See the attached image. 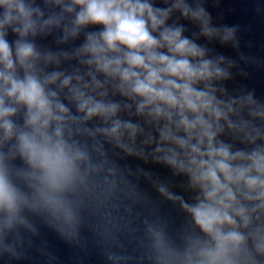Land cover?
Here are the masks:
<instances>
[{
    "label": "clouds",
    "instance_id": "clouds-1",
    "mask_svg": "<svg viewBox=\"0 0 264 264\" xmlns=\"http://www.w3.org/2000/svg\"><path fill=\"white\" fill-rule=\"evenodd\" d=\"M55 3L60 5L63 0H55ZM174 7L185 17L189 15L186 5ZM0 8L4 9L0 15V129L3 139L8 142L15 138V153L31 169L23 174L29 182L28 187L44 204L54 211H62L71 223L74 217L63 194L72 190L77 181L83 183L81 165H86L88 171H99V166L92 165L87 152L76 142L69 143L65 139L66 118L73 121L74 118L69 116V110L58 100L57 94L46 92L45 87L55 83L58 74H52L43 83L31 74L37 53L25 38L35 35L33 16L41 15L34 0H0ZM64 11L75 14L72 36L87 25L103 26L98 33L86 36L82 52L91 56L88 63L95 64L106 76L118 78L122 94L139 97L138 113L149 109V115L163 116L169 123L173 122L175 114L178 117L176 129L187 134L188 138L183 139L166 127L160 133L161 146L156 148L157 153H164L165 163L188 173L192 185L200 191L195 204L182 203V207L210 238L211 245L200 248L195 257L187 255L183 264H256L246 252V237L239 228H248L251 223L244 201H261L259 207L264 208V148L258 147L251 153H233L223 143L217 146L213 126H218L221 119L228 120L233 109L226 105L227 111L223 110V102L216 98L210 86L206 85V90L195 87L199 82L222 78L225 73L212 61L204 59L202 48L182 37L181 28L165 26L171 9L154 7L150 0H70ZM192 16L201 19L203 9L193 12ZM51 23V20L45 21V25ZM9 29L19 37L14 49L6 39ZM157 31L158 37L153 35ZM204 34L211 36L213 33L205 27ZM230 36L229 30L225 39ZM161 48H166L167 54L159 51ZM17 66L24 70L22 77L17 74ZM69 84L70 78H66L62 87ZM70 92L85 120L95 116L114 117L117 113L116 104L94 102L78 89H70ZM248 101L254 103L251 96ZM18 106L26 109V130L17 131L9 119L17 115ZM121 126L117 120L109 134L119 138ZM229 127L233 125L229 123ZM123 128L135 136L137 128L134 125L124 123ZM163 142L176 145L184 159H180L176 150L165 149ZM4 159L0 154V212L6 217L3 227L10 229L20 207L29 205V199L10 181ZM160 192L172 198L165 189L161 188ZM256 210L254 207L251 211ZM257 233L254 246L257 253L264 255V235H259V229ZM154 235L160 252L159 262L168 264L169 255L164 251L162 235Z\"/></svg>",
    "mask_w": 264,
    "mask_h": 264
}]
</instances>
